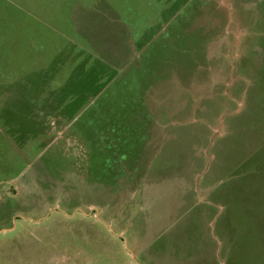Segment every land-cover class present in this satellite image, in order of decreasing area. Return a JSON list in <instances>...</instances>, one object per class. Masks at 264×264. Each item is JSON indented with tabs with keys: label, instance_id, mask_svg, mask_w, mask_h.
<instances>
[{
	"label": "rangeland",
	"instance_id": "1",
	"mask_svg": "<svg viewBox=\"0 0 264 264\" xmlns=\"http://www.w3.org/2000/svg\"><path fill=\"white\" fill-rule=\"evenodd\" d=\"M81 1L0 0V264H264V0H107L147 64L52 109Z\"/></svg>",
	"mask_w": 264,
	"mask_h": 264
},
{
	"label": "crops",
	"instance_id": "2",
	"mask_svg": "<svg viewBox=\"0 0 264 264\" xmlns=\"http://www.w3.org/2000/svg\"><path fill=\"white\" fill-rule=\"evenodd\" d=\"M174 4L170 16L167 17L168 19L162 18L159 20H169L173 14L179 11L182 3ZM183 4H186V1ZM75 8L77 9L73 13L72 21H76V25L79 24L78 30L81 31V36L87 37L89 44L93 47H88V49L77 47L74 51H68L64 61L60 63L64 64L60 67V71L64 73L65 78L62 77L59 81H65L63 82L67 86V88H64L66 91L63 89L51 93L50 90V93L42 95L43 97L40 100H53L55 103H53L52 109L57 108V106H62L63 109L66 108L65 110L76 109L84 100L87 103L80 109H88L91 94L93 97L102 92L105 94L115 81L120 80V77L123 78V75H129L126 70L132 64H147L148 61H145L143 57L140 61L138 60V52L144 50L148 40L155 34L149 35L147 31H150L152 27H148L149 29H145L142 35L137 38L134 35L135 29H132L131 20L126 17L122 20L118 8L111 6L110 3H107V0H91L88 5L85 0H82L76 4ZM146 60L148 59L146 58ZM38 63L42 64L41 62ZM68 68L77 70L76 74H73V78ZM69 79H71V83ZM50 94H57V97L53 99ZM104 94L103 96L106 98L103 99L106 100L103 101L115 99ZM76 114L75 112L72 116Z\"/></svg>",
	"mask_w": 264,
	"mask_h": 264
},
{
	"label": "trees",
	"instance_id": "3",
	"mask_svg": "<svg viewBox=\"0 0 264 264\" xmlns=\"http://www.w3.org/2000/svg\"><path fill=\"white\" fill-rule=\"evenodd\" d=\"M97 103H99V102H96V104H97ZM92 109H94V108L92 107L91 110H92ZM94 110H95V109H94ZM94 110H93V111H94ZM93 111H92V112H93ZM93 115H94V114H93ZM94 116H96V115H94ZM97 116H98V115H97ZM114 125H115V124H114ZM117 130H118V129H117ZM114 133H121L123 136L125 135L124 132H114ZM110 134H113V133L110 132ZM105 141H106L107 143H109L108 140H107V138L105 139Z\"/></svg>",
	"mask_w": 264,
	"mask_h": 264
}]
</instances>
